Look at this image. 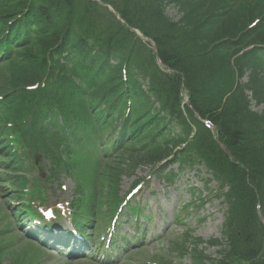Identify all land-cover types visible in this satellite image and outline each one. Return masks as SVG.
<instances>
[{
    "label": "trees",
    "instance_id": "trees-1",
    "mask_svg": "<svg viewBox=\"0 0 264 264\" xmlns=\"http://www.w3.org/2000/svg\"><path fill=\"white\" fill-rule=\"evenodd\" d=\"M25 1L13 0L8 2L0 14L5 16L19 13L22 8L20 5ZM41 1L44 3V0ZM49 2L52 6L50 7V12L53 11L51 20H49L46 14L42 13L38 15L32 12L33 17L37 16L43 20L45 25H47L48 32L37 35L30 40L21 54L8 62L6 69L0 72V83L5 82L14 87L24 84L31 77L33 78L38 75L46 65L45 60L49 50L55 42L59 41V38L67 31L68 27L85 24L89 28H94L89 19L92 17V10L87 5L86 0H49ZM227 26V24H222L218 27L193 25V27L189 26L180 32V37L193 48V53L205 56L206 65L214 75H216L215 72L226 71L225 65L227 64L229 55L228 53H221L219 48H210L211 44H213L215 39L223 38L226 35L234 37L238 30L237 23L232 29H229L230 27L228 28ZM212 60L219 61L220 64L212 66ZM216 94L218 93L211 94L210 101L213 103L217 102ZM258 181L261 185H264L263 180L259 179Z\"/></svg>",
    "mask_w": 264,
    "mask_h": 264
},
{
    "label": "rangeland",
    "instance_id": "rangeland-1",
    "mask_svg": "<svg viewBox=\"0 0 264 264\" xmlns=\"http://www.w3.org/2000/svg\"><path fill=\"white\" fill-rule=\"evenodd\" d=\"M219 221H220V217H218V219L212 223L207 222V226L204 225L202 228H200L198 234H210L211 233V235H214L215 232L218 230L217 226L219 225ZM209 228L211 232H206V230Z\"/></svg>",
    "mask_w": 264,
    "mask_h": 264
}]
</instances>
